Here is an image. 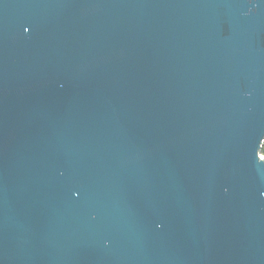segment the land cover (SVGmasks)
<instances>
[{"label": "water", "instance_id": "water-1", "mask_svg": "<svg viewBox=\"0 0 264 264\" xmlns=\"http://www.w3.org/2000/svg\"><path fill=\"white\" fill-rule=\"evenodd\" d=\"M264 0H0V264H264Z\"/></svg>", "mask_w": 264, "mask_h": 264}, {"label": "trees", "instance_id": "trees-1", "mask_svg": "<svg viewBox=\"0 0 264 264\" xmlns=\"http://www.w3.org/2000/svg\"><path fill=\"white\" fill-rule=\"evenodd\" d=\"M261 155L264 157V143H263L262 148H261Z\"/></svg>", "mask_w": 264, "mask_h": 264}]
</instances>
